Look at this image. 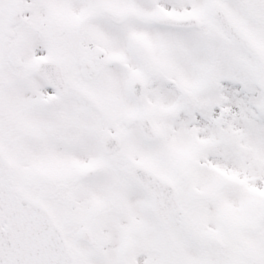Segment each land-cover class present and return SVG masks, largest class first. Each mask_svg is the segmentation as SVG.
<instances>
[{
  "label": "snow or ice",
  "instance_id": "obj_1",
  "mask_svg": "<svg viewBox=\"0 0 264 264\" xmlns=\"http://www.w3.org/2000/svg\"><path fill=\"white\" fill-rule=\"evenodd\" d=\"M0 264H264V0H0Z\"/></svg>",
  "mask_w": 264,
  "mask_h": 264
}]
</instances>
